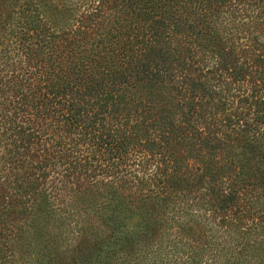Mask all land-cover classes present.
<instances>
[{
    "label": "trees",
    "instance_id": "16d2710c",
    "mask_svg": "<svg viewBox=\"0 0 264 264\" xmlns=\"http://www.w3.org/2000/svg\"><path fill=\"white\" fill-rule=\"evenodd\" d=\"M0 194L36 264H264V0H0Z\"/></svg>",
    "mask_w": 264,
    "mask_h": 264
},
{
    "label": "rangeland",
    "instance_id": "374dc122",
    "mask_svg": "<svg viewBox=\"0 0 264 264\" xmlns=\"http://www.w3.org/2000/svg\"><path fill=\"white\" fill-rule=\"evenodd\" d=\"M7 1L12 2L13 0ZM10 195H6L5 198L2 195L7 206H9L7 202ZM21 209L17 207L0 208V230H3V235H0V257L2 259L0 261L3 264H36V257L30 253V250L34 246L42 247L45 254H48L52 241L54 242L55 232L51 233L50 229L52 225L55 226V223L50 208H41V212L26 215L24 218L18 213ZM136 220V218L130 219V222L134 223ZM126 222L129 221L126 219ZM20 227L23 231L18 230ZM39 231H43L42 236L38 235ZM28 241L31 247H28Z\"/></svg>",
    "mask_w": 264,
    "mask_h": 264
}]
</instances>
